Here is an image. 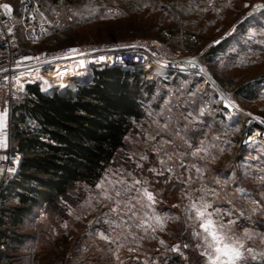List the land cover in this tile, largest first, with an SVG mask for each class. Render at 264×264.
<instances>
[{"label": "rangeland", "instance_id": "1", "mask_svg": "<svg viewBox=\"0 0 264 264\" xmlns=\"http://www.w3.org/2000/svg\"><path fill=\"white\" fill-rule=\"evenodd\" d=\"M4 1L15 7L19 0ZM34 1L39 4L40 11L46 18L47 34H42L33 46L26 40L20 41L25 57H30V52L49 54L61 48L92 44H126L134 40H144L159 42L162 48L177 58L195 57L204 66L210 79L207 82L204 79H191L162 71L151 72L152 78L149 80L156 79V93L147 104L143 118L134 123V128L126 139L125 149L106 169L99 182L105 179L106 174L110 178H117L133 171L136 165L129 160L132 153H136L138 160L139 154L147 151L151 161L147 167L158 165L151 148L160 138L157 137L155 142L144 143L143 135L144 132L156 133L158 126L153 123L156 119L163 124L164 120L171 116L172 123L163 135L166 139L174 140L175 145L181 149L184 148L181 136L198 144L202 138L198 129L209 131L211 128L210 136L227 131L228 135H221V138L231 141V144L222 145L225 152L222 155L217 152L219 159L207 163L205 181L211 185L216 177L222 182L227 177V190L235 200L237 210L243 209L245 212V216L239 220L241 227L237 231L242 232L243 227H249L264 233V209L257 207V210L252 212L249 201L234 192L235 187H242L254 199L264 204L261 197L264 188L257 180L246 179L244 176L246 169L258 170L264 164V161L257 159L264 157V152L260 151L264 148V123H261L264 121V8L253 11L251 7H243L245 3L264 4V0H214L215 7L221 9L219 13L212 8L206 12L201 11L207 7V0ZM229 3L231 6H225ZM109 8L118 10L122 15L101 19ZM93 9L97 11L90 15ZM73 12L80 15L73 16ZM217 45H221V49L213 52L212 49ZM50 71H54L53 67L40 73L35 70L23 72L25 79H20V83L24 86L37 84L41 90L45 88L47 91L44 92L50 93H56L55 88L63 84L65 92L59 94L74 95L78 85L90 79L92 70L69 66L62 75L54 71V78L44 77V73ZM30 75L37 77L31 80ZM23 92L13 101L18 100ZM221 93L229 97L236 107L226 108ZM169 108L171 112L168 111ZM201 109L204 110L203 115L200 114ZM162 110L163 114L157 117ZM189 113H192V116L186 120L185 117ZM186 125L188 127H185ZM254 125L258 128L249 133ZM249 137H252L255 143L249 140ZM9 147L11 149L10 141ZM166 147L171 150L172 146ZM186 162L194 161L189 157ZM147 167L143 173L145 177L150 175ZM233 173L236 175V185L231 183ZM136 175L140 173L137 172ZM181 187L183 186L175 181L172 187L166 188L163 183L158 187L154 186L156 192H164L163 203L156 205V211L161 214H180L183 221L181 209L172 207L173 204L179 203L182 208L187 203L180 199ZM96 193V186L90 188L78 184L73 186L67 197L60 200L55 207L37 210L34 216L16 230L27 238L19 246V253L12 255L9 264H117L113 253L117 243L123 241L121 239L117 243L109 244L99 238L100 231L108 234L110 229L103 218L106 206L95 202ZM90 195L93 197V211L82 207ZM218 203L226 208L231 207L223 198ZM77 216L80 219H76ZM97 217H100L99 222H95ZM89 221H93L91 226ZM65 222L68 224L66 229L62 226ZM183 227V223L169 222L166 232H157L156 236L163 239L169 247L178 242L182 244L191 239L190 228L188 234L181 237ZM120 231L118 229L117 233ZM132 231L138 236L144 235L135 228ZM140 244L137 253L130 254L127 251V246L136 247L135 243L120 249L119 255L124 264H130L129 256L139 257L136 264H144V261L149 259H156L160 264H164L165 257L168 258L167 264H187L179 253L166 252L158 240L145 238ZM255 244L260 246V241L256 240ZM155 249L159 252L154 251ZM185 252L191 264H195L198 252L194 248ZM255 264H260V261L257 260Z\"/></svg>", "mask_w": 264, "mask_h": 264}, {"label": "snow or ice", "instance_id": "2", "mask_svg": "<svg viewBox=\"0 0 264 264\" xmlns=\"http://www.w3.org/2000/svg\"><path fill=\"white\" fill-rule=\"evenodd\" d=\"M225 6L231 5L229 3ZM145 7H148V5H145ZM243 7H251L253 11H256L264 8V4L249 5L245 3ZM0 8H3L6 13L10 14L12 12L11 5L6 3L0 5ZM209 8H212L217 13L221 10L215 7L214 0H207V7L201 9V11L206 12ZM96 11L93 9L90 15H94ZM72 15H80V13L73 12ZM118 15H122V13L109 8L100 18L109 19ZM40 16L42 19H46L44 13L41 12ZM32 18L35 19L34 16ZM233 30H235V26H233ZM40 31L43 34H47V30L43 25ZM8 32L11 33L12 28H8ZM36 39H39V37H35L33 42ZM77 51L74 48L68 49L69 54ZM23 59L38 58L23 57ZM99 59L104 60L105 57L101 56ZM83 63L81 61V66H83ZM183 63L194 67L196 58L186 59ZM0 71L6 70L0 69ZM7 79L8 77L6 76L5 80ZM14 79L18 86L17 90L22 91L23 85L20 83V77L17 76ZM60 87H64V85L61 84ZM42 91H47V89L42 88ZM221 98L224 100L226 108L236 107L231 99L224 96L223 93H221ZM5 104L7 105V101H5ZM168 111L171 112V109L169 108ZM162 114L163 110L157 114V117ZM200 114H204L203 109H201ZM149 115L152 114L149 113ZM7 116L8 108L5 106L0 111V148L7 147V133L5 131L7 128ZM191 116L192 113H189L185 119L187 120ZM153 123L158 126L156 133L144 132L143 135L144 143L155 142L157 137L160 138L159 142L153 143L151 148V151L156 155L158 165L153 164L151 167H147V164L151 163L147 151L141 152L138 160L136 153H132L129 155V160L136 165L133 171L127 172L126 176H118L117 178H110L106 174L105 179L96 184L95 202L105 204L106 210L103 211V218L110 229L108 234L100 231L98 233L99 238L109 244L117 243L121 239L123 241L117 243L116 251L113 253L117 264H124L119 255L121 248L135 243L136 247L127 246V251L130 254L137 253L141 247L140 241L145 238L158 240L159 245L163 246L166 252L179 253L187 264H191L185 252L189 248H194L198 252L195 264H255L257 260L260 261V264H264V233L249 227H243L242 232L237 231L241 227L239 220L245 216V212L243 209L237 210L235 200L227 190L229 179L226 177L222 182L219 177H216L214 183L209 185L204 178L205 173L208 171L207 163H213L219 159L217 152L220 155L225 152V148L222 145L231 144V141L221 138V135L227 136L228 132L224 131L222 134H212L210 136L211 128H209V131L198 129V132L202 133V138L199 139L198 144L181 136L180 138L183 140L184 145V148L181 149L175 145L174 140L166 139L163 135L167 133L172 123L171 116L167 117L163 124L160 123L159 119L154 120ZM261 123H264V121H261ZM185 127H188V125ZM176 134L179 136V131ZM249 140H253V138L249 137ZM253 143H255L254 140ZM168 145L172 146L171 150L166 147ZM260 151L264 152V148H261ZM189 157L194 162L187 163L186 160ZM0 159H4V157H0ZM257 159L264 161V157H257ZM202 161L204 162L203 164L201 163ZM146 167L147 172L150 174L147 177L143 175ZM9 171L12 170L9 169ZM137 172L140 175H136ZM244 176L246 179L257 180L260 186L264 188V164L258 170L246 169ZM173 181L183 186L180 189V199L187 201L182 208L179 203L172 205L173 208L181 209L183 221H181L180 214H172L170 212L161 214L156 211V205L163 203L162 196L164 192H156L154 186L158 187L163 183L166 188L172 187ZM231 183L233 185L237 183L235 173H233ZM197 184L199 187H195ZM234 192L239 194L242 199L249 201L252 205V212H255L257 207L264 209V204L254 199L244 188L235 187ZM261 197L264 199V193L261 194ZM222 198L231 207L226 208L223 204L218 203ZM92 200L93 197L90 195L88 201L82 207L88 211L95 210ZM69 214H72L71 209ZM76 219H80V217L77 216ZM99 219L100 217H97L95 222H99ZM169 222L184 224L181 230V237L187 235L190 228L191 239L182 244L178 242L171 247L163 239H158L156 233L166 232ZM188 222L191 223L189 224ZM92 223L93 221H89L90 226ZM62 226L66 229L68 227L67 222ZM133 228L143 232L144 235L138 236L136 232L132 231ZM118 229L121 230L119 233H117ZM129 237L131 238L130 241ZM256 240L260 241V246L255 244ZM154 251L159 252L158 249ZM128 259L130 264H136L139 261L138 256H129ZM167 261L168 258L165 257L164 264H167ZM144 264H160V262L156 259H149L144 261Z\"/></svg>", "mask_w": 264, "mask_h": 264}, {"label": "trees", "instance_id": "3", "mask_svg": "<svg viewBox=\"0 0 264 264\" xmlns=\"http://www.w3.org/2000/svg\"><path fill=\"white\" fill-rule=\"evenodd\" d=\"M156 82L141 70L103 65L74 95H60L65 86L58 94L24 87L10 108L11 151L21 158L16 174L0 185V264L19 253L27 237L16 230L37 210L55 207L75 185L96 186L143 118Z\"/></svg>", "mask_w": 264, "mask_h": 264}, {"label": "built area", "instance_id": "4", "mask_svg": "<svg viewBox=\"0 0 264 264\" xmlns=\"http://www.w3.org/2000/svg\"><path fill=\"white\" fill-rule=\"evenodd\" d=\"M5 3L11 5L4 0H0V5ZM11 7L12 12L10 14L0 8V69L6 70L0 71V111L5 106L8 108L7 128L5 130L7 133V147L0 148V157H4V159H0V185L7 176L16 174L21 158L20 154L12 152L9 147L11 104L16 96L23 92L25 87L23 85V90L18 91V86L14 79L21 72H32L34 70L37 72L36 68H40L43 71L51 68L55 62L64 59L74 60L75 57H80L84 59L85 68L89 70L109 65L128 71L141 70L148 79L152 78L151 72L162 71L164 73L183 75L191 79L210 81L206 69L197 60L194 67L184 64L183 62L188 58H177L162 48L159 42L144 40H134L126 44H92L61 48L49 54L30 52V57H37L38 59L25 60L23 59L25 55L20 41L26 40L30 46L35 45L42 37L43 33H41L40 29L42 25L45 28L46 22L40 16L39 4L34 0H19L17 6L11 5ZM33 16L35 19L32 18ZM8 28H12L11 33L8 32ZM35 37H39V39L33 42ZM72 48L78 51L69 54L68 49ZM101 56L105 57V59L100 60ZM6 76L8 77L7 80H5ZM5 101H7V105ZM9 169L12 171H9Z\"/></svg>", "mask_w": 264, "mask_h": 264}, {"label": "bare ground", "instance_id": "5", "mask_svg": "<svg viewBox=\"0 0 264 264\" xmlns=\"http://www.w3.org/2000/svg\"><path fill=\"white\" fill-rule=\"evenodd\" d=\"M71 59H64V60H61V61H58V62H55L52 67L55 69V72L56 73H60L63 74L65 73V69L69 66H76V67H79V68H85V63H83V66H81V61L84 62V59L83 58H80V57H75L74 60H71ZM37 72L40 73L42 69L40 68H36ZM54 72V71H53ZM52 71L50 72H47L45 73L44 77L46 78H49V79H52L54 78V73ZM23 74V75H21ZM38 75V74H36ZM36 75H30V78L31 80H35V78L37 77ZM20 77L21 80H24L25 79V74L24 73H19L18 75ZM67 78H70V77H67ZM55 89H58V90H61L60 89V86H57ZM232 109V108H231Z\"/></svg>", "mask_w": 264, "mask_h": 264}, {"label": "water", "instance_id": "6", "mask_svg": "<svg viewBox=\"0 0 264 264\" xmlns=\"http://www.w3.org/2000/svg\"><path fill=\"white\" fill-rule=\"evenodd\" d=\"M12 156H14V154H12Z\"/></svg>", "mask_w": 264, "mask_h": 264}]
</instances>
